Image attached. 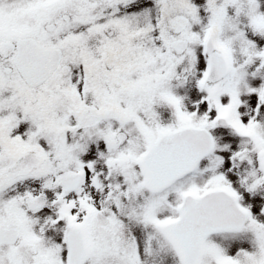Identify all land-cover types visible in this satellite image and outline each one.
<instances>
[{
    "label": "rangeland",
    "instance_id": "374dc122",
    "mask_svg": "<svg viewBox=\"0 0 264 264\" xmlns=\"http://www.w3.org/2000/svg\"><path fill=\"white\" fill-rule=\"evenodd\" d=\"M22 1L23 0H0V13H5L4 17H0V21H2V23L0 22V42L4 40L12 41L20 36L31 34L45 43H62V46L65 48L64 62L73 65L72 72L69 76H75L76 82L82 81L83 83L85 81L81 78H86L85 76L88 75L89 78L87 81L94 82L95 88H88L87 91L99 92V95L100 93L110 94L116 92L117 89L114 82L121 80L126 103L125 108L128 110L130 109L133 115L139 116L141 119L145 116L146 119L150 117V121L155 123L154 126L157 124V127L154 129L155 132H152L156 135L169 127L174 128L184 125L185 118L182 114L179 115V111L177 112L176 109L173 108L168 97L170 98V91H173L178 93L181 102H183V86H178L184 83L187 77L185 76L187 75L186 71L189 72V69L191 71L192 64L194 63L195 65L196 58L194 52L198 53L197 51L201 49L200 46L204 43L209 33L214 34L218 40L217 49L226 52L235 62L236 66V72L234 73L232 71L227 77L230 81L222 80L220 83L221 91L223 89L226 90L227 95V102H223L224 105L222 109L231 114L234 118L242 119L245 122L244 124L248 125L247 127L251 130L252 128L253 130L256 129L258 133L264 130V47L261 48L264 46V0H232L230 10L229 0L121 1L122 4L120 8L117 4L114 11L110 14V16L122 15L118 18V20H121V24L119 23V27H116L120 35L119 33L114 34L113 37L112 33L106 36L103 31V35L108 38L104 48L115 47L123 53L128 52L130 48H132L124 55L117 54L115 52L117 50L110 51V53L114 54L112 57H114L115 60L111 67H107L103 59H101V56H105V53L109 50L104 51L105 49H103L100 50L97 55L91 53L89 56V54L84 52V47L81 49L78 47L75 48L76 41L73 42V40L77 38V34L57 37L56 34H45L43 23L49 20L47 16L40 17L39 28H31L27 25L23 16V8H25V6ZM52 4H54L53 7H56V0H41L40 4H36L34 8L41 9L46 5ZM105 6L108 8L109 12L110 5L105 4ZM179 13L188 16L189 20L183 31L175 33L168 24V18ZM111 20L114 19L111 18ZM8 24L12 25V27ZM65 24L69 25V22ZM17 25L19 26L17 27ZM110 27L111 26L108 25V29ZM104 29H107V26H105ZM83 36H85V34L80 35L81 38ZM179 36L189 41L186 50L182 53L175 52L170 44L173 38ZM112 37L113 39H111ZM131 37L132 39H130ZM128 40L131 42L130 46ZM58 41L60 43H58ZM93 41L94 36L91 35L89 44L91 45ZM82 44L86 45L88 41H86V43L82 42ZM71 45L74 47L71 48ZM260 48L261 50H259ZM12 54V52L5 55L0 53V76L16 75L15 72L6 74L3 71V66L11 64ZM91 58L95 61L97 60L103 68H99L98 72L94 66L91 68L87 63L85 65L87 69H89L88 74L85 66L81 65H84L85 61H91ZM176 75L179 77L176 78ZM103 77H105V79H102ZM103 81L109 82L106 85L110 87L106 88L104 84L96 83H101ZM106 96L107 95H104L103 97ZM109 97H111V95H109ZM217 98L218 96H215V100ZM104 99L111 100V98ZM102 101L106 103L105 100ZM173 114L176 115V119H173ZM79 115H82L81 110ZM11 118L17 120L18 116L14 115L11 116ZM30 119L31 118H29V120ZM17 121L19 124H24L21 119ZM194 121L196 124L198 123L197 119H194ZM208 121L211 120L209 119ZM208 121L199 123L210 124L212 130L215 127L214 134L218 144L220 140V150L222 152H228L230 148L233 149V144L229 143L230 145H224L223 141L219 139V136H223L224 133L229 136L222 137L224 141L235 139L232 128H227L229 129L227 130L221 124H219L220 126H216L213 122ZM14 122L15 121H13V123ZM166 124H170V126L167 127ZM220 129L226 130L223 133ZM134 135L135 134L131 133V140ZM139 141H137V143H139ZM84 142H86V140H84ZM239 142L245 145L243 152L245 151L246 158H249L252 153L254 156L256 155L254 149L255 144L253 145V143H247L245 141ZM238 144L240 145V143ZM129 147L136 148L139 147V145L136 144ZM72 148V152H74L75 149L78 150L75 152V157L72 158L77 161L81 157L80 152L85 150V148L78 146L77 142L73 143ZM51 149L53 148L51 147ZM60 151H62V148ZM61 155L65 156L64 154ZM234 158L235 157L232 159L233 166H235L234 168H238L237 166L239 164H236L237 158ZM250 159H247V162H250ZM85 160L96 171L102 184L109 186L111 178L113 181L112 185H114L115 188L111 190L113 192L115 191L113 193L114 199H112L110 194L107 195L103 200V208L99 214L91 218L93 222L90 223L87 228L91 232L89 235L90 239L92 240L95 238V241L100 243L101 239L97 238V236L104 234L110 236L116 235V226L119 225V222L109 223L108 219L112 218L117 220L121 216L123 223V225L120 226L121 234L123 233L121 235L122 244L131 246L133 241L140 242L138 264H179L174 252L168 249L169 245L166 243L157 225H155L157 223H152L151 219L153 215L160 213L158 208L162 206V204L167 203L168 200L177 205L180 199L178 191L182 190L181 185L175 187L173 190L169 189L170 192L162 191L161 193H151L143 186H138L135 180L137 178L139 179V175H137L134 166L131 164V167L125 164L124 169L121 168L117 171V169L114 168V171L112 170L110 172V168L106 164L107 159L101 152L93 153V156H86ZM256 160L257 159H255V161ZM251 164H255L253 159L250 162V165ZM245 169L246 167L241 170ZM257 172H254V176L256 175V177L253 176L255 179L252 185L247 186L245 182H242V185H240L243 193H245L246 190L252 193L257 191L253 197L255 199L252 204L253 207L250 208L252 211V213H250V222L255 221V219L261 221L259 218L263 215V212L259 209V205L263 203L261 201H264V195L261 193V191L263 192L264 185H257L259 173ZM124 173L126 176L121 177ZM249 173H251V171ZM122 180H127L128 183ZM209 183L220 185L222 181L207 177L202 180L201 186ZM185 185L191 186L192 183L188 181ZM127 190L128 192L126 193ZM88 196L90 197V194H88ZM91 196L93 197L92 199H96L94 194H91ZM50 198L45 212H49V214L56 218V207H53L55 197L51 195ZM136 207L139 210V215ZM174 210L175 209H172V211ZM167 213H169V211ZM47 214L48 213H46V215ZM169 214L172 215L173 213ZM263 230L264 227H262L261 230H257L251 223L246 230L239 233H221L214 235V241L211 243L215 246V250L222 252V256H224V258H221L222 261H217V264H228V261L229 264H264ZM49 237L50 236H47L46 239ZM109 246L115 245L111 243ZM127 252L128 251H123L118 254L110 251L108 255L101 256L99 253L95 254L93 251L85 260L84 264H125ZM208 253L210 254L207 257L212 259L208 260L207 257H205L202 259L201 264H210V261L216 264V262H214L216 257L215 252L208 250ZM55 259L61 260L59 257ZM53 260L54 259H52V261ZM45 261L51 260L46 257L41 259L40 262L43 263ZM129 262L132 264L131 260ZM56 264H60V261H56ZM64 264L66 263L64 262Z\"/></svg>",
    "mask_w": 264,
    "mask_h": 264
},
{
    "label": "flooded vegetation",
    "instance_id": "af4514ba",
    "mask_svg": "<svg viewBox=\"0 0 264 264\" xmlns=\"http://www.w3.org/2000/svg\"><path fill=\"white\" fill-rule=\"evenodd\" d=\"M121 1L124 2L125 0H56V12L49 14L52 21L45 23V32L56 34V36H70L73 34H86L88 32L86 35L99 37V39H104L105 35L108 36L112 33L118 34L119 32L116 29L118 27L117 18L108 16V8L105 4L110 5L109 11H114L117 4L120 8ZM111 18L114 20H111ZM66 22H69V25H66ZM48 24H52L51 28H47ZM108 25L111 26L109 29ZM105 26H107V29H104ZM103 31L105 35H103ZM58 43L60 42L58 41ZM49 44H54V42H50ZM91 44L96 45L99 50H103V46L107 43L101 42L99 44L93 41ZM58 45L62 46V43ZM92 45L91 47L95 50L96 47ZM200 47H203V44ZM199 62L202 63L201 70L193 63L191 71L190 69L189 72L186 71L187 75L185 76L187 77L182 85L184 90L182 111L185 125L207 128L213 132L215 137V127L212 130L210 124H201L199 122H206L210 119L211 121L208 122H213L216 126H220V120L218 119L220 114V108L218 109L219 98L217 99V103H215V94L217 92L213 91L219 89L220 86L204 77V59L199 60ZM62 64L67 66V73L64 79L59 75L56 77V72L61 74L59 68L57 71L55 69L48 79L36 86H30L20 79L18 83H10L11 85L0 82V90L3 91L0 95V170L11 164L16 154L20 152L42 151L44 153L45 147L52 146L43 136L36 135L34 129L29 128L30 124L17 125L13 123L16 119L11 118V116L14 115L24 116L23 122H29V117L36 115H39L41 118L46 117L43 118L48 126V128L46 126V130H49V133H53L56 132V128L60 127L61 123L64 124L69 120L68 117H64L60 121H57L56 118L59 117L60 112L71 116L74 114L70 113H73L77 109H83L84 115L75 119V121L79 125L78 127L90 125L94 131H98V133H92V137L97 147H100V152L107 159L106 164L108 167L110 164L117 163L118 159L123 158L125 152L124 145L112 150H105L109 144H113L115 141H124L127 138V131L137 133L145 127L150 128L153 126L151 123H144L139 116L138 118L130 116L127 121L114 117H100L98 112L103 107L115 106L123 111L126 110L123 87L120 86L119 81L114 82L117 89L116 92L110 94L100 93L99 95L97 92L88 91L77 93L70 87L73 84L76 85L75 78L70 77L69 79L73 65L71 63L66 64L65 62ZM102 79H105V77ZM83 83L87 88L92 86L88 81ZM96 83L104 84L106 88L110 87L106 85L109 83L106 81ZM60 91L64 94V97L58 99L56 95ZM96 95L100 97H96ZM104 95L107 96L103 97ZM104 98H111V100ZM102 100H105L106 103ZM194 119H197V124ZM223 127L226 129L232 128L228 123L223 125ZM70 128L71 130L75 129V125H71ZM40 129L45 132L44 128ZM226 129L220 130L224 133ZM122 131L125 136L123 140H119L118 138ZM224 135L226 136L225 133ZM61 136L63 142L70 141L69 134L66 131H62ZM246 139L248 138L241 140L245 141ZM216 144V147L207 158L210 157L213 162H216V160H220L223 157L228 162L229 167H231V172H221L219 173V177L222 181L227 182V185L231 188H237L236 180L242 182V178H236L235 173H237L238 168H234L232 159L233 157L237 158L236 164L238 165V157L243 152L245 145H235L230 151L222 152L218 142ZM256 152H261L264 155V145L259 144ZM93 153H98V149L95 152L93 151ZM93 153L88 156H93ZM60 157L58 151H56V155L45 154L43 161L39 165L0 185V229L6 233L4 238L0 240V264H9V260H12L14 264H41V259L46 257L49 259L63 257L66 254L64 253V244L67 247V233L64 232V228L74 226L86 228L85 225L93 222L89 218L99 214L103 208L104 198L111 194L112 199H114L113 193L115 191L111 190L115 188H110L108 185L100 182L96 171L85 160L86 157H80L76 161V164L72 160H69L70 164L67 165L62 163L64 157ZM133 166L138 175L139 165L134 164ZM241 166L244 168V164H241ZM82 168H84L85 172L82 174V178L78 184L72 188L65 189L60 180L61 173L70 170L77 172L82 170ZM204 168L205 166L202 165L201 170L204 171ZM116 169L119 171L118 168ZM199 170L200 168L197 169V172L193 171L195 174L193 175L192 173L191 178H189L190 176L184 177L183 187L185 189L200 191L203 187L201 183L204 180V174L200 173ZM137 180L138 178L135 181ZM188 181H191V186L185 185ZM111 182L113 183L112 179ZM91 193L95 195L96 199L94 201L89 199V202L87 194ZM261 193L264 195V188ZM51 194H56V225L49 224L50 221L45 220L46 218L51 219L53 216L49 212H45L44 205L37 206L34 203L29 205L26 201V198L30 196H46ZM60 195H62V198H60ZM60 205L69 207L68 210L71 212L72 219L68 220L66 218L67 208L64 210ZM262 210L264 215V204L262 205ZM46 213L48 214L46 215ZM9 229L10 231L15 230L17 232L16 237L12 241L9 240L7 231ZM85 231L89 233L87 229ZM47 236L50 237L46 239ZM86 238L89 250L96 249L97 246H92L93 243H91L90 237L87 235ZM109 242L108 238L101 237L100 247L103 253L108 249ZM119 249L123 252L129 248L120 246ZM131 254L132 259H134L136 254L133 251H128L127 257ZM128 261L129 259L125 264H131Z\"/></svg>",
    "mask_w": 264,
    "mask_h": 264
},
{
    "label": "water",
    "instance_id": "95a60500",
    "mask_svg": "<svg viewBox=\"0 0 264 264\" xmlns=\"http://www.w3.org/2000/svg\"><path fill=\"white\" fill-rule=\"evenodd\" d=\"M176 30H179L183 25V19L180 17H174L170 20ZM184 45V42H183ZM180 47H177L179 49ZM208 50L211 49L210 40L207 42ZM58 50L48 48L44 49L36 44L32 39L19 40L17 42V54L15 56V62L17 63L18 68L22 71L21 66L19 65L23 60H27L28 67L32 71L34 69H40L39 72L31 74V78L34 80H40L47 76L51 68L56 64L58 60ZM216 55L212 53L210 56L211 63V76L219 75L223 69V62L221 65L213 67V56ZM23 72V71H22ZM28 77H30L28 73ZM112 111V110H110ZM106 112V111H105ZM103 112L102 114H106ZM111 114L117 115L115 111H112ZM174 134H165L163 135L154 146H152L145 156L142 159V166L144 172L148 177H151L154 173V177H158L163 184L168 183L169 181L179 176L184 170L183 165L178 166L182 159L180 155L173 153L170 145L161 146L165 141H168L172 138ZM175 136V135H174ZM207 137V136H206ZM169 142H173L170 140ZM167 153V156L163 155L157 159V164L151 167V162L153 157H159L160 154ZM22 167L21 162L15 163L13 166L0 172V183L11 177L14 173H17ZM157 167L156 169H154ZM216 192H208L201 197H192L190 195L185 197L183 205L180 210V216L178 219L165 224L162 229L173 243L174 248L178 252L180 259L184 264H198L199 254L201 250V245L203 238L211 231H214L219 228H223L218 225L219 210H217L216 205L212 204L211 198L215 196ZM202 200L205 202L204 207L201 209L197 208V201L202 203ZM210 204V205H209ZM233 205V203L231 202ZM191 206H195V209H191ZM232 223V222H230ZM236 226H230L228 228H234ZM227 228V227H226ZM80 258V255L77 257H72L70 259L71 264H76Z\"/></svg>",
    "mask_w": 264,
    "mask_h": 264
}]
</instances>
